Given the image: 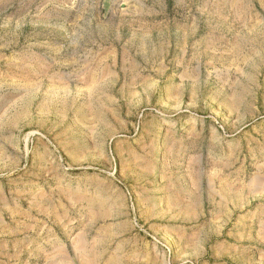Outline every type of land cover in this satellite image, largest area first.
I'll return each instance as SVG.
<instances>
[{"label":"rangeland","instance_id":"rangeland-1","mask_svg":"<svg viewBox=\"0 0 264 264\" xmlns=\"http://www.w3.org/2000/svg\"><path fill=\"white\" fill-rule=\"evenodd\" d=\"M0 264H264V0H0Z\"/></svg>","mask_w":264,"mask_h":264}]
</instances>
